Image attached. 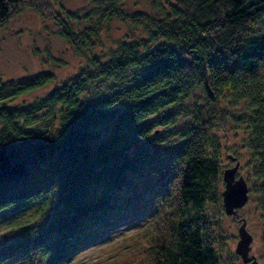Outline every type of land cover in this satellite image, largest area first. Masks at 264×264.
I'll return each instance as SVG.
<instances>
[{"label":"trees","instance_id":"trees-1","mask_svg":"<svg viewBox=\"0 0 264 264\" xmlns=\"http://www.w3.org/2000/svg\"><path fill=\"white\" fill-rule=\"evenodd\" d=\"M58 1L0 0V26L31 7L77 50L112 20L135 35L30 102L18 103L52 72L0 78V226L16 230L0 238V264H68L103 227L151 205L149 248L133 264H221L218 230L234 213L222 197L227 118L246 128L249 181L238 177L264 214V0H90L81 15Z\"/></svg>","mask_w":264,"mask_h":264},{"label":"rangeland","instance_id":"rangeland-1","mask_svg":"<svg viewBox=\"0 0 264 264\" xmlns=\"http://www.w3.org/2000/svg\"><path fill=\"white\" fill-rule=\"evenodd\" d=\"M90 3V0H59L55 8L61 14L72 11L81 15L90 7ZM131 6L134 5L131 3ZM139 6L142 7V5ZM71 23L74 29H80L85 25L83 20H71ZM126 35L131 37L135 33L127 24L112 20L103 26L99 33L100 39L95 47H81L77 50L59 34V25L52 18L40 14L31 7L24 8L8 19L5 25L0 26V78L3 81L17 80L41 71L52 72L55 76L54 82L30 92L18 103L30 102L33 98L47 93L66 76L84 69L90 56L103 53L108 47L114 48L116 42ZM230 110L238 112L236 109ZM220 136L221 142L228 147L223 149L224 153L221 158L223 168L235 166L237 159L239 166L236 169V177L242 176L249 181L251 164L249 163V152L245 148L246 128L237 120L227 118ZM229 155L235 156L236 159L230 158ZM144 183L145 186L135 181L127 191L135 192L138 197L137 193L143 186L146 198L150 201L153 198L152 185L150 186L148 179ZM258 198L255 194H249L243 206L237 210L234 209L235 214L222 216L218 234L225 237L223 240L225 253L221 264H247L250 260H255L257 264H264V246L260 240L264 214L259 208ZM150 208H153V205L146 210L125 212L108 227H103L99 236L81 248L68 261V264H133L142 259L149 248L145 226L150 218V215H147ZM241 219L245 220V229L251 235L246 254L250 260L247 263H244L242 257L240 258L235 252ZM15 234L16 230H0V238L2 236L13 238ZM24 262L10 264H23Z\"/></svg>","mask_w":264,"mask_h":264},{"label":"water","instance_id":"water-1","mask_svg":"<svg viewBox=\"0 0 264 264\" xmlns=\"http://www.w3.org/2000/svg\"><path fill=\"white\" fill-rule=\"evenodd\" d=\"M238 164L233 167H228L223 172L224 188L222 191V197L226 212L233 213L234 209H237L247 200V186L242 177H236V169ZM239 240L235 251L242 257L244 263L250 260L247 254L249 248V242L251 241V235L245 229V225L242 224L238 230ZM247 264H257L255 260H250Z\"/></svg>","mask_w":264,"mask_h":264}]
</instances>
